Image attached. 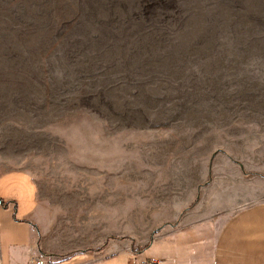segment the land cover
<instances>
[{
    "label": "rangeland",
    "instance_id": "1",
    "mask_svg": "<svg viewBox=\"0 0 264 264\" xmlns=\"http://www.w3.org/2000/svg\"><path fill=\"white\" fill-rule=\"evenodd\" d=\"M239 163L264 177V0H0V174L79 250L145 248L180 178Z\"/></svg>",
    "mask_w": 264,
    "mask_h": 264
},
{
    "label": "crops",
    "instance_id": "2",
    "mask_svg": "<svg viewBox=\"0 0 264 264\" xmlns=\"http://www.w3.org/2000/svg\"><path fill=\"white\" fill-rule=\"evenodd\" d=\"M240 166L218 170L220 183L195 178L184 188L188 179L180 178L173 217L162 211L147 217L152 225L143 249L133 238L118 236L97 249L79 250L68 232L54 228L31 173L0 174V264H35L34 256L49 264H264V177L251 182Z\"/></svg>",
    "mask_w": 264,
    "mask_h": 264
},
{
    "label": "built area",
    "instance_id": "3",
    "mask_svg": "<svg viewBox=\"0 0 264 264\" xmlns=\"http://www.w3.org/2000/svg\"><path fill=\"white\" fill-rule=\"evenodd\" d=\"M33 262L35 264H49V262H47V260H45L44 258L42 257H37V256H34L33 257Z\"/></svg>",
    "mask_w": 264,
    "mask_h": 264
}]
</instances>
